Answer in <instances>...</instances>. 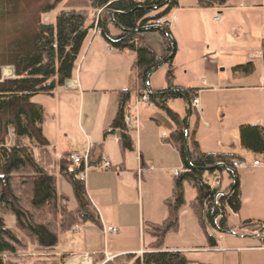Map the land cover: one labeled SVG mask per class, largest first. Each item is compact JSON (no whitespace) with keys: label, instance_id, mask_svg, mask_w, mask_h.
<instances>
[{"label":"trees","instance_id":"16d2710c","mask_svg":"<svg viewBox=\"0 0 264 264\" xmlns=\"http://www.w3.org/2000/svg\"><path fill=\"white\" fill-rule=\"evenodd\" d=\"M62 1L0 0V264H25L29 257H23L30 255V248L38 255L32 264H64V258L41 254L53 252L59 236L76 227L101 226L85 184L76 178L83 172V164L72 167L66 159L57 157L43 135L44 109L34 104L32 98L37 95L53 97L72 79L84 43L94 27L95 16L100 12L99 28L103 29L111 19L122 31V36L116 38L108 37L102 30L101 35L109 47L116 52L128 50L135 56L131 86L118 91V110L104 137L114 136L122 153L133 152L134 141L124 124V112L131 94L145 91L148 73L163 60L140 41L138 34L156 21L166 19L179 6V0H143L141 4L132 0H87L91 13L69 9L60 11L53 22L46 20ZM228 2L196 0V7L224 8ZM165 25L163 28L169 33ZM161 35L167 55L166 90H173L176 87L172 46L166 36ZM8 67L13 69V77L3 78L2 71ZM251 69L252 66L247 64L234 72L245 75ZM184 92L191 104L193 90ZM176 99L184 98L179 93L148 97V102L164 113L172 127L163 142L179 153L185 169L184 173L173 178L171 198L164 201L168 215L161 223H142L143 235L151 239L143 255L121 256L105 264H116L121 260L125 264H187L182 253L164 251L166 236L178 230L179 211L185 205L184 184H189L195 192L191 209L211 248L217 244L208 230L230 231L227 213H239V182L229 172L231 162L240 161L239 158L201 152L194 139L198 123L196 112L191 108L187 162L184 155V118L169 106V102ZM10 137L13 138L12 143ZM239 141L241 147L253 156L264 155L262 127L241 126ZM225 172L232 181L227 188L229 194L216 200V191L201 185V181L215 175L222 176ZM57 175L72 187L76 200L73 210L68 209L66 198L57 192ZM6 216L14 218L13 226H7ZM247 228L264 236V224L243 222L241 229ZM103 261L99 257L93 264Z\"/></svg>","mask_w":264,"mask_h":264},{"label":"crops","instance_id":"0c3cea01","mask_svg":"<svg viewBox=\"0 0 264 264\" xmlns=\"http://www.w3.org/2000/svg\"><path fill=\"white\" fill-rule=\"evenodd\" d=\"M79 3L84 8L78 11L90 10L86 0H79ZM176 11L178 16L173 14L176 21L168 28L175 47L173 68L174 71L177 69L181 73L178 77H174V86L176 87L175 89L182 91L184 94V90H193V96L198 100L201 113H196L198 123L194 134V139L198 143V146L200 147V140L197 137L200 123L202 122L203 127L208 128L210 126L208 121H212L213 115L221 116V131L224 132L225 128L236 129L238 140L239 128L241 126H260L264 129V0H229L226 7L211 9H198L196 4L186 8L182 0H179V6ZM186 13H189V15ZM206 16H211L214 25L209 32L206 29ZM216 17H219V19L215 20ZM180 26L186 32L185 38H189V41L185 42L182 47H180L179 39L175 34L177 28ZM152 28L142 29L143 31L138 34V38L158 59H163L162 63L167 59L164 38L161 32ZM100 29L101 31L104 29L108 37L117 38L122 36V31L111 19L108 23L104 24L103 29ZM201 29H203L204 37L203 40L200 39L199 41L198 37ZM196 30L199 31L198 35L195 34ZM97 36H100V39ZM88 37L79 57L80 63L76 66L72 79L67 81L62 88L58 89L53 97L37 95L32 98V102L41 106L45 112L42 126L43 135L50 146L62 154V159H65L66 155L70 153L69 150L66 152L61 151L63 150L62 144H64L67 138V126L70 121L68 118L69 111L78 106L79 120L77 125L79 126V134L87 141L85 150L89 155L91 166H96L100 160L106 159L112 167L110 170H105L106 172L88 174L90 170H103L96 167L91 168L87 172L85 182L86 192L91 191V186H93L94 180L98 176H115L120 185L127 186L133 182L132 177L137 180L141 174V178L143 179V171L149 170V168L152 169L154 164H158L157 159L146 156L142 151L145 141L142 135L145 130L148 129L153 133L154 128L151 125L155 124L158 127V116L154 114L153 110L151 111L155 107L151 103L139 105L136 112H132V116L136 120L134 122V129H128L130 136L133 132L137 133L139 129L141 131L136 141L131 136L134 141V157L131 154L128 155L127 152H121L116 138L105 139L104 132L110 127L118 110V91L129 89L131 86L132 67L135 56L133 55L130 69H126L125 73L124 69L121 70L118 56L120 54L109 47L102 35L95 34L93 29L89 32ZM102 42L105 43L107 49L103 53L99 52ZM178 52L183 55L178 59V67H175L174 58H176ZM247 64L252 66L249 74L244 75L234 72L236 68ZM162 67H164L165 72L168 71L167 62L160 68ZM156 71L149 77V89L153 93L167 91L165 83L161 84L158 78H153V74ZM182 71L183 77L180 79ZM125 74L128 76L127 84ZM95 92L101 94L115 93L116 102L113 103V98H110L107 103L101 106L102 109L96 127L87 133L83 127H80L82 126L83 107L88 95ZM142 93L137 94L134 92L131 94L130 109L136 104ZM172 101L178 104L179 111L177 113L185 119L187 115L185 99ZM149 114H153L154 118L148 117ZM146 120L149 121L148 124ZM164 124L167 130L162 131L161 134L166 137L171 132L172 127L169 125L168 120H165ZM188 124L191 125L190 119ZM154 133V137L151 138L152 144L157 149L158 146L163 150L170 149L162 152L163 163H167L166 166L172 168L181 167L183 170L184 165L179 153L171 145L163 142L164 137L161 138V143L163 144L158 145V132ZM102 137L105 139L104 143L102 142ZM12 140L13 138L10 137V143H12ZM80 147L78 146V148ZM97 147L99 148L96 150ZM200 150L205 154L235 155L240 161H245L249 164L259 157L253 156L242 147L237 149L234 144L228 145L227 143L216 149L217 151L207 152L203 151L201 147ZM127 161L136 162L135 166L140 168V171L137 169L135 171L130 170L127 167ZM262 163L264 164V161ZM115 167L116 169H113ZM149 171L151 172V170ZM229 172L239 182L241 207L239 213L236 214L240 222L238 229L243 233H248L250 238H257L262 241L264 236L256 232L253 233L248 228L242 230L241 224L246 221L264 224V165L258 167L248 166L238 170H230ZM224 175L228 178V182L225 185L223 180ZM221 178L223 187H229L232 181L229 178L228 172H225ZM117 194L123 196V193ZM92 200L97 206V209L95 206L93 207L99 215L100 228L104 236L110 235L104 233V230L108 227L118 230L117 235H110L116 238L112 242L115 245L107 243L103 247L96 246V238L91 237L94 230H84L81 232L79 239L71 242L69 239L68 243L64 244L65 247L61 246L58 240V244L53 252L41 255L64 258V264H93L100 257L104 259L100 264H105L117 257L126 255L141 256L146 252V248L139 243L137 236H134L132 240L131 237L128 238L121 234L123 221L117 215V210L112 208L110 212H103L97 204L96 199L92 197ZM98 203L102 205L99 200ZM108 214L111 216L108 217ZM91 227L93 226L85 225L82 229H90ZM79 229L80 227H76L69 233H73ZM251 234L256 235L251 236ZM244 237L249 238V236ZM215 240L217 244V239L215 238ZM259 248L260 250H264V245ZM164 251L179 252L170 250L165 245Z\"/></svg>","mask_w":264,"mask_h":264},{"label":"rangeland","instance_id":"374dc122","mask_svg":"<svg viewBox=\"0 0 264 264\" xmlns=\"http://www.w3.org/2000/svg\"><path fill=\"white\" fill-rule=\"evenodd\" d=\"M87 2V0H86ZM137 3V2H136ZM182 3L187 8L190 5H195L196 0H182ZM87 4V3H86ZM139 4V3H137ZM79 3V0H63L56 10H54L51 14L46 17V20H50L51 22L54 21L56 15L63 10L69 9H83ZM178 9V8H177ZM177 9L173 10L169 16L164 20H159L162 22H171L172 24L176 21V18L173 14L178 16ZM87 12L91 13L90 10H86ZM100 12L97 13L95 16V23L98 20ZM189 15V13H186ZM92 17V16H91ZM93 18V17H92ZM219 17H216L215 20H218ZM205 22L207 24L206 29L208 32L213 28V21L211 16L205 17ZM94 23V27H95ZM174 26V25H173ZM93 27V29H94ZM161 27V26H157ZM154 28V27H153ZM163 28V27H162ZM92 29V30H93ZM174 29V28H173ZM175 30V29H174ZM173 30V32H175ZM198 35L199 31H195ZM176 37L179 39V45L185 44V42L189 41V38H185L186 32L180 26L177 28L175 32ZM195 35V36H197ZM204 32L203 29L200 30L199 33V41L200 39L203 40ZM89 38V37H88ZM100 39V36H97ZM102 40V39H101ZM105 43H101V47L99 52L106 51ZM83 51V49H82ZM81 51V53H82ZM121 70H125V73L128 69H130V65L133 58V53L125 50L123 52H118ZM183 54H176V58L174 65L178 67L179 58H181ZM80 63V59H78L76 66ZM107 64V61H106ZM127 69V70H126ZM164 67L160 68L153 74V78H158V81L162 84L165 83V76H166ZM175 76H179L180 70L175 69L174 71ZM126 75V74H125ZM3 78H10L13 77V69L12 68H4L2 71ZM104 77H106L104 75ZM183 77L180 76V79ZM107 78V77H106ZM176 78V77H175ZM126 84L128 83V76H125ZM175 82V81H174ZM167 87V85L165 86ZM144 93V92H143ZM142 93V94H143ZM146 94V90H145ZM147 95V94H146ZM148 96V95H147ZM149 97V96H148ZM110 98H113V103L116 102V94L115 93H91L88 95L84 107H83V115H82V126L87 133L96 127L97 122L99 120V116L101 113L102 105L107 103ZM196 99V98H194ZM197 100V99H196ZM198 101V100H197ZM170 108L175 110L176 112L179 111L178 104L175 101L169 102ZM129 108V106L127 107ZM126 108V109H127ZM154 111V114L158 116V127L153 124L151 125L153 129V133L148 129L145 130L144 134L142 135L145 139L144 146L142 147V151L146 156H151L154 159L158 160V164H154L152 166L151 172L149 170L143 171V179L141 178V174L139 175V179L132 177L133 182L129 183L127 186H122L119 184L117 177L111 175H104L98 176L95 178V183L91 186V191H87L88 197L91 200L93 206L96 207V204L92 200V197L96 199L97 204L99 205L100 209L103 212H110L112 208L117 210V215L120 216L122 219V232L121 234L125 235L128 238L134 239V236L138 237L139 243L144 245V248L150 243L151 239L148 236L143 235L141 230V223L150 221L153 223H161L164 221L168 215L167 209L164 206V201L168 198H171L172 189H173V177L176 172H185V169L182 168H172L170 166H166L162 160V152L165 150L170 149H162L158 146V149L152 144L151 138L154 137L155 133L158 132V145H161V132L167 130L164 121H167L166 116L163 112L155 109H151ZM196 113H201V108L199 107L198 103V110L194 109ZM136 112V110L131 111ZM181 113V112H180ZM148 116V115H147ZM150 118H154L153 114H149ZM69 125L67 126V138L64 141L63 152L70 151V153H77L82 155L86 153L85 145L87 143L86 140L83 139L82 135L79 134V109L78 106L73 108L69 111ZM157 119V118H156ZM147 124H148V120ZM210 126L208 128L203 127L202 122L199 126V132L197 137L200 140V147L203 151L211 152L217 151L223 144L227 143L234 144L237 149L241 148L239 145L238 134L237 130L233 128H225V131H221L220 124H221V116L213 115L212 121H208ZM90 129V130H89ZM140 129L137 133H131L132 138L136 141L138 136L141 134ZM233 132V133H232ZM153 135V136H152ZM115 138L113 136H107L105 139ZM104 137H102V142L105 141ZM78 146H81L78 148ZM100 146V145H99ZM99 147L96 148V150ZM79 149V150H78ZM128 155L131 154L134 157L133 152H127ZM56 155L58 158H63L60 152L56 151ZM121 158V154H120ZM105 160V159H104ZM256 160L261 162V166L264 164V155L259 156ZM128 162V161H127ZM136 162L131 161L127 163V167L130 170L135 171L136 169L140 171V168L135 166ZM93 167H90V169ZM89 169V170H90ZM88 170V171H89ZM143 170V169H142ZM178 170V171H175ZM101 173L106 172L105 170H90L88 174L91 173ZM56 185H57V192L59 195H63L67 200V207L68 209H75L76 208V200L74 197V193L72 187L65 181L63 177L57 175ZM224 185L228 182V178L226 175L223 176ZM127 184V183H126ZM125 187V188H124ZM184 198H185V205L181 208L178 215V230L175 233H170L166 236L165 239V247L173 251L181 252L187 264H264V250H260L259 247L264 245V243L255 238H250L248 233H243L239 231L238 227L240 225L239 218L237 215L227 213V225L232 230L225 232H218L217 230H208L215 238L217 239V247L211 248L209 243L204 235L203 230L200 228L196 217L194 216L192 209H191V202L195 198L194 190L189 186V184H184ZM225 189V188H224ZM117 193H123V196L118 195ZM120 196V197H119ZM98 200L102 203L100 205ZM109 209V210H107ZM111 215L108 214V217ZM5 222L8 227L14 225V218L12 216H6ZM84 230H94V233L91 237L96 238L95 244L96 246L103 247L107 243L110 245H115L112 243L116 238L110 235L104 236L103 231L99 227H91L90 229L80 227L79 230H76L73 233H68L65 235L59 236V241L61 246L65 247L64 244L68 243V240L71 242L75 239H79V236L82 231ZM256 234H251L254 236ZM244 236H249V238H245ZM60 246V247H61ZM218 249V250H216ZM30 255H25L23 258L29 257L28 261L25 264H32V260L35 259L38 255L35 254L34 249L30 248ZM124 260L117 262L116 264H125Z\"/></svg>","mask_w":264,"mask_h":264},{"label":"built area","instance_id":"2783aa9c","mask_svg":"<svg viewBox=\"0 0 264 264\" xmlns=\"http://www.w3.org/2000/svg\"><path fill=\"white\" fill-rule=\"evenodd\" d=\"M133 2H137L139 4L142 3L143 0H132ZM166 24V25H165ZM172 23L168 21L167 22H162V21H156L152 26L150 27H157V26H161L163 27L164 25L169 28L170 25ZM94 32L97 35H101L102 31L101 29L98 27V20L95 23V27H94ZM148 96L145 94V92L143 94H141V96L139 97L138 101L136 102V104L130 109L127 108L125 109L124 112V124L126 126L127 129H134V122H135V118L131 115V111L136 110L137 107L139 105H146L148 104ZM191 108L198 110V101L196 99H193L191 102ZM165 138V137H164ZM66 161H68L72 167L75 166H79L81 164H83V172H81L78 176H76V178L85 184L86 182V178H87V172L90 169L91 164L89 162V155L88 153H84L82 155H79L77 153H68L65 157ZM222 165V164H219ZM248 166H253V167H258L261 166V162L258 160H254L251 164L245 162V161H232L231 165H230V170H238L241 168H246ZM98 169H103V170H110L112 169L111 164L105 159L100 160L99 164L96 166ZM183 171L181 172H176L174 174V177L178 176L179 174H182ZM201 185L208 187L211 191H216V195H215V199L218 200L221 197H226L229 194L228 191V187L224 189L223 187V183H222V178L221 176H212L209 178H204L201 181ZM105 234H110V235H117L118 234V230L115 228H111L108 227L104 230Z\"/></svg>","mask_w":264,"mask_h":264},{"label":"water","instance_id":"95a60500","mask_svg":"<svg viewBox=\"0 0 264 264\" xmlns=\"http://www.w3.org/2000/svg\"><path fill=\"white\" fill-rule=\"evenodd\" d=\"M153 30H156L158 32H161L163 33L166 38L170 41L171 43V46H172V53H171V56L174 54V51H175V47H174V44H173V41L169 35V33L162 27H154L152 28ZM170 56V57H171ZM167 62V59L164 60L162 63H160L156 68H154L152 71H150L146 77V80H145V88H146V94L148 96H166V95H171L173 93H179L181 96L184 97L185 101H186V105H187V115H186V118L184 119V130H183V134H184V155H185V159L186 161L188 162V123H189V119H190V111H191V104L189 102V100L187 99L186 95L180 91V90H177V89H173V90H167V91H164V92H160V93H153L151 92V90L149 89V77L150 75L155 72L157 69H159L161 66H163L164 64H166ZM208 170V169H207Z\"/></svg>","mask_w":264,"mask_h":264}]
</instances>
